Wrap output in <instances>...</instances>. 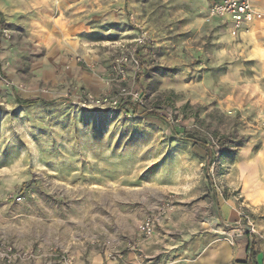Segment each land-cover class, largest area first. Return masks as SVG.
I'll return each instance as SVG.
<instances>
[{
  "label": "rangeland",
  "instance_id": "obj_1",
  "mask_svg": "<svg viewBox=\"0 0 264 264\" xmlns=\"http://www.w3.org/2000/svg\"><path fill=\"white\" fill-rule=\"evenodd\" d=\"M212 1L0 0V243L34 253L11 264H152L137 224L169 195L170 243L230 239L220 158L258 128Z\"/></svg>",
  "mask_w": 264,
  "mask_h": 264
},
{
  "label": "crops",
  "instance_id": "obj_2",
  "mask_svg": "<svg viewBox=\"0 0 264 264\" xmlns=\"http://www.w3.org/2000/svg\"><path fill=\"white\" fill-rule=\"evenodd\" d=\"M253 3L264 11V0ZM225 31L219 37L217 57L226 70L219 78L230 89L239 85L252 91L249 105L256 107L258 122L264 117V19L234 35L230 25ZM220 159V186L228 192L218 198L222 217L237 226L246 216L258 235L250 239L242 234L216 243L206 242L205 233L194 236L197 233L186 231L185 245L178 248L166 238L169 228L160 227L141 249L152 264H264V132L257 129L236 152Z\"/></svg>",
  "mask_w": 264,
  "mask_h": 264
},
{
  "label": "built area",
  "instance_id": "obj_3",
  "mask_svg": "<svg viewBox=\"0 0 264 264\" xmlns=\"http://www.w3.org/2000/svg\"><path fill=\"white\" fill-rule=\"evenodd\" d=\"M205 19H218L225 22L231 26V32L234 35L242 29H247L254 21L264 19V11L258 9L253 0H213L207 8ZM257 127L264 132V117L257 122ZM174 208L175 203L172 195H169L165 201L152 208L137 224L138 239L146 240L151 237L156 226L170 218ZM244 219L229 233L230 239L242 234H248L250 239H254L258 235L250 219L246 216ZM52 255L57 256L63 264H74L73 257L68 254L53 252ZM32 256H34V253L19 252L9 245L0 243V257L7 264ZM117 256L120 257L121 255L118 254Z\"/></svg>",
  "mask_w": 264,
  "mask_h": 264
},
{
  "label": "trees",
  "instance_id": "obj_4",
  "mask_svg": "<svg viewBox=\"0 0 264 264\" xmlns=\"http://www.w3.org/2000/svg\"><path fill=\"white\" fill-rule=\"evenodd\" d=\"M51 102L52 101H46V100L41 99V98L27 99V100H23L22 101V103L24 105H34V104H38V103L48 104V103H51ZM182 138L190 140V141H196V137L191 135V134H183Z\"/></svg>",
  "mask_w": 264,
  "mask_h": 264
}]
</instances>
